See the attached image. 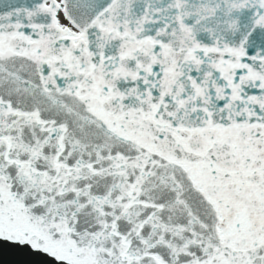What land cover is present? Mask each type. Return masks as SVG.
<instances>
[{"label": "snow or ice", "instance_id": "6c2138e0", "mask_svg": "<svg viewBox=\"0 0 264 264\" xmlns=\"http://www.w3.org/2000/svg\"><path fill=\"white\" fill-rule=\"evenodd\" d=\"M0 239L264 264V0H0Z\"/></svg>", "mask_w": 264, "mask_h": 264}, {"label": "water", "instance_id": "95a60500", "mask_svg": "<svg viewBox=\"0 0 264 264\" xmlns=\"http://www.w3.org/2000/svg\"><path fill=\"white\" fill-rule=\"evenodd\" d=\"M0 264H58L47 254L33 252L28 245L11 244L0 239Z\"/></svg>", "mask_w": 264, "mask_h": 264}]
</instances>
